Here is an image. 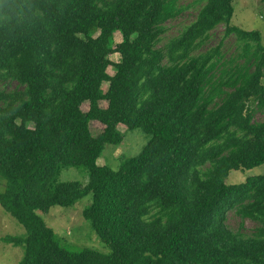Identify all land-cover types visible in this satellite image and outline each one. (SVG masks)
Masks as SVG:
<instances>
[{
	"label": "trees",
	"instance_id": "obj_1",
	"mask_svg": "<svg viewBox=\"0 0 264 264\" xmlns=\"http://www.w3.org/2000/svg\"><path fill=\"white\" fill-rule=\"evenodd\" d=\"M200 1L159 48L181 0H0V82L22 86L0 87V205L27 231L2 240L23 246L18 264H264V174L226 182L264 164L262 34L231 24L234 0ZM220 24L236 36L231 62L223 43L196 53ZM121 124L149 141L117 169L100 165ZM79 166L86 183L56 180ZM89 194L83 216L110 253L68 247L42 216ZM228 210L254 233L231 230Z\"/></svg>",
	"mask_w": 264,
	"mask_h": 264
},
{
	"label": "rangeland",
	"instance_id": "obj_2",
	"mask_svg": "<svg viewBox=\"0 0 264 264\" xmlns=\"http://www.w3.org/2000/svg\"><path fill=\"white\" fill-rule=\"evenodd\" d=\"M185 7L183 13L175 19L166 23V32L163 34L161 41L158 43L159 48H163L170 39L178 36L186 26L197 20L200 9L204 5L200 0H181ZM235 12L232 18V25H237L246 30H258L262 34L264 44V1L263 0H234ZM226 25L220 24L212 32L210 38L206 41L201 49L196 53L205 52L211 48L217 47L223 43L222 51L225 55V61L231 62L238 55L237 40L235 34L225 38ZM122 34H115V43L122 41ZM110 58L118 62L121 55L115 53ZM243 63V60L238 61ZM113 67L108 68L110 74L113 73ZM264 83V77H263ZM109 83L104 82L103 88L106 89ZM0 87L8 92L22 89L17 81H1ZM107 106V103H103ZM88 109V105L83 106ZM257 122L264 121V111H258L254 115ZM92 131L98 133L103 130L101 122H93ZM119 130L124 133L123 142L118 146L119 149L111 144H106L99 159L100 165H109L112 168H119L123 160L137 155L147 144L150 136L141 128L129 129L126 125H119ZM115 151V152H114ZM264 174V164L251 169L233 170L229 173L226 182L236 184L246 181L249 177ZM57 181H81L86 183L88 180V170L84 166L65 167L56 177ZM5 183V184H4ZM6 181H0V191L5 190ZM92 202V194L82 198L74 207H52L48 213H42L45 221L49 226L61 236L63 242L72 249L91 248L102 253H110L111 248L107 243L102 241L92 228L89 221L83 216V210ZM226 223L231 230L244 235H252L258 223L251 219H243L234 210L226 212ZM26 236L27 231L19 221L7 212L0 205V264H18L24 256L23 246H15L4 242L2 239L6 236Z\"/></svg>",
	"mask_w": 264,
	"mask_h": 264
}]
</instances>
